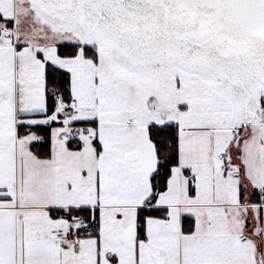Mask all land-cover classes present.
Masks as SVG:
<instances>
[{"label": "snow or ice", "instance_id": "snow-or-ice-1", "mask_svg": "<svg viewBox=\"0 0 264 264\" xmlns=\"http://www.w3.org/2000/svg\"><path fill=\"white\" fill-rule=\"evenodd\" d=\"M0 264H264V0H0Z\"/></svg>", "mask_w": 264, "mask_h": 264}]
</instances>
